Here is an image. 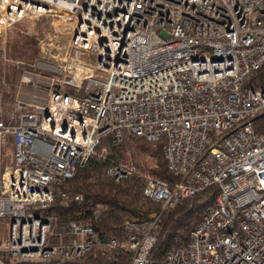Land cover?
<instances>
[{"label":"built area","instance_id":"obj_1","mask_svg":"<svg viewBox=\"0 0 264 264\" xmlns=\"http://www.w3.org/2000/svg\"><path fill=\"white\" fill-rule=\"evenodd\" d=\"M23 20L51 34L38 43L46 59L17 64L6 121L0 83V220L9 224L0 264H72L115 250L95 229L100 207L83 221L48 210L82 201L69 182L91 158L108 159L103 139L117 146L124 133L163 139L173 183L142 176L143 197L161 212L217 189L187 245L160 263L149 259L159 215L125 222L130 264H264V135L252 126L264 86L250 87L264 67V0H0V36ZM135 172L105 170L115 183Z\"/></svg>","mask_w":264,"mask_h":264},{"label":"trees","instance_id":"obj_2","mask_svg":"<svg viewBox=\"0 0 264 264\" xmlns=\"http://www.w3.org/2000/svg\"><path fill=\"white\" fill-rule=\"evenodd\" d=\"M262 86L264 67L254 72L250 81L252 88ZM252 126L257 134L264 135V115L255 119ZM101 145L108 148V159L102 161L91 158L87 166L69 182L68 194H80L82 201H72L65 208L56 203L48 212L65 220L83 221L90 217L94 209L100 207L94 222L95 229L102 237L116 239L117 246L107 254L95 252L83 261L72 264H130V253L125 244V222H145L158 215L156 243L149 259L160 263L168 250L184 248L190 232L213 206L217 189L207 188L161 212L159 204L143 197L142 176L149 175L156 180L173 183L174 178L167 171L163 158V139L150 143L133 134L124 133L121 144L111 146L106 138ZM110 162L132 165L136 172L128 179L115 183L105 174Z\"/></svg>","mask_w":264,"mask_h":264},{"label":"rangeland","instance_id":"obj_3","mask_svg":"<svg viewBox=\"0 0 264 264\" xmlns=\"http://www.w3.org/2000/svg\"><path fill=\"white\" fill-rule=\"evenodd\" d=\"M45 23H31L23 20L12 27L5 35L0 36V83L2 86L3 113L2 119L10 118L12 102L17 91L18 80L21 75L18 63H35L36 58H43L39 54V41L45 36L50 35ZM67 37H60V43L65 42ZM46 43V40H44ZM43 42V43H44ZM55 54V53H53ZM7 144L4 152L8 159L12 155V138L7 137ZM9 238V224L7 221L0 220V244L7 245Z\"/></svg>","mask_w":264,"mask_h":264},{"label":"crops","instance_id":"obj_4","mask_svg":"<svg viewBox=\"0 0 264 264\" xmlns=\"http://www.w3.org/2000/svg\"><path fill=\"white\" fill-rule=\"evenodd\" d=\"M9 30H10V29H9ZM9 30L5 31V32H4V35H5ZM2 36H3V35H2Z\"/></svg>","mask_w":264,"mask_h":264}]
</instances>
